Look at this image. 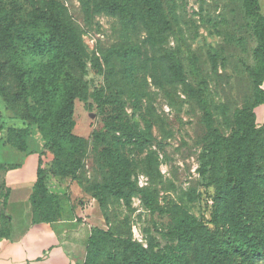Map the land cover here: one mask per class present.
<instances>
[{
    "label": "rangeland",
    "instance_id": "obj_1",
    "mask_svg": "<svg viewBox=\"0 0 264 264\" xmlns=\"http://www.w3.org/2000/svg\"><path fill=\"white\" fill-rule=\"evenodd\" d=\"M20 1L30 16L53 12L72 32L86 63L72 130L83 141L80 154L57 158L44 148L39 126L22 120L34 101L12 72L1 75L0 90L15 106L3 98L5 113L29 127L30 151L41 155L49 193L59 200L54 210L95 235L87 264H138L132 245L148 250L147 264H160L167 251L178 248L180 231L188 236L186 264H264L231 248L214 262L207 247L215 219L232 239L246 243L258 235L264 242V179L245 175V218L234 211L233 197L225 209L216 206L220 192L227 191V141L248 125L259 84L264 89L256 11L248 12L244 0H161L170 27L161 44L141 0ZM171 50L185 85L164 80L162 58ZM27 63L35 67L39 61ZM96 132L103 133L101 139H94ZM259 138L261 147L264 132ZM0 151V162L8 164L25 157L1 144ZM256 156L264 164L263 148ZM3 176L0 168V204L6 196ZM45 209L43 216L51 208ZM0 221L2 233L1 214Z\"/></svg>",
    "mask_w": 264,
    "mask_h": 264
},
{
    "label": "trees",
    "instance_id": "obj_2",
    "mask_svg": "<svg viewBox=\"0 0 264 264\" xmlns=\"http://www.w3.org/2000/svg\"><path fill=\"white\" fill-rule=\"evenodd\" d=\"M141 3L157 30L160 43H165L170 27L164 17L161 0H141ZM244 6L248 12L255 10L257 13L256 34L260 41L258 55L264 64V16L258 15L260 11L258 0H244ZM29 59L38 60L39 63L35 67H30L27 63ZM162 65L164 80L168 85L186 84L184 69L175 52L167 51L162 58ZM86 69L81 48L73 41L72 32L53 12L37 10L33 16H30L20 0H0V79L6 70L12 72L16 81L22 86V93L33 98L34 106L30 110V115L26 118L22 117V120L39 126L45 140L44 148L51 150L57 158L73 156L82 151L83 141L73 135L72 130L75 126L74 101L80 99L84 91ZM256 96L257 102L254 104V111L249 115L248 125H241L239 132L232 140L227 141V150H225L227 191L220 192L216 200V206L225 209L228 199L233 197L234 211L240 218H245L243 215H245L246 173H252L255 179H264V164L256 156L260 148L264 149V143L261 147L258 143L260 133L264 132V124L257 123L255 113L258 107L264 105V89L261 88V84L257 88ZM0 98L3 102L5 99L12 108H15L1 90ZM4 104L6 106L5 102ZM105 128L109 129V123ZM3 129L4 127L0 126V131ZM102 135L103 133L96 132L94 139H101ZM29 137L28 126L9 127L6 144L17 151L28 152ZM47 175L48 171L42 169L40 160L37 181L30 198L34 224L55 223L64 217L54 210L59 200L49 193ZM105 188L114 192L113 187L105 186ZM8 196L6 191L5 201L0 204V214L4 216L3 223H6V231L1 233L3 224L0 221V237L4 238L9 237V218L5 214ZM47 208H51L50 213L43 216V209L47 210ZM213 225L214 235L208 237L210 239L207 247L208 254L214 262L221 260L220 255L227 252V248H231L234 254H246L253 260L264 262V242L260 236L249 237L244 243L232 239L230 233L221 227L217 219L214 220ZM244 226L247 227V223ZM79 235L86 240V232L82 231L79 234L74 233L70 241L78 242L79 240L74 237ZM95 240V235L91 231L87 238V258L84 264L88 262L89 248L95 245ZM187 240V234L180 231L178 248L167 251L165 256L160 258V264H186L182 255L183 244ZM130 253L138 264H147L151 261L148 250L141 246L132 245Z\"/></svg>",
    "mask_w": 264,
    "mask_h": 264
},
{
    "label": "crops",
    "instance_id": "obj_3",
    "mask_svg": "<svg viewBox=\"0 0 264 264\" xmlns=\"http://www.w3.org/2000/svg\"><path fill=\"white\" fill-rule=\"evenodd\" d=\"M261 7L264 13V0H261ZM261 108L264 105L255 110L258 120L263 113ZM5 111L6 106L0 111V126L4 127L0 131V144L11 147L6 144L7 128L21 125ZM21 153L25 157L20 163L0 162V168L4 169V189L9 194L5 205V214L9 218V237H0V264H84L87 238L91 233L87 226H79L68 215L55 223H33L30 198L37 181L41 155L33 151ZM82 231L86 232V240L79 235L74 237L78 242L70 241L74 233Z\"/></svg>",
    "mask_w": 264,
    "mask_h": 264
}]
</instances>
